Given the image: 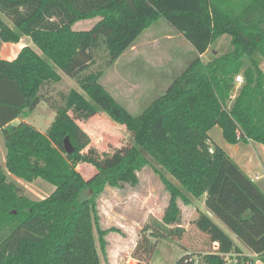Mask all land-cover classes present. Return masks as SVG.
Returning <instances> with one entry per match:
<instances>
[{
  "label": "trees",
  "instance_id": "16d2710c",
  "mask_svg": "<svg viewBox=\"0 0 264 264\" xmlns=\"http://www.w3.org/2000/svg\"><path fill=\"white\" fill-rule=\"evenodd\" d=\"M0 16L10 23L0 17L2 43L16 44L25 36L41 52L25 46L13 61L0 60L5 167L26 183L41 179L54 188L43 200H30L0 166V264H101L100 256L106 261V235L122 232L101 228L98 197L106 187H136L137 173L150 166L146 156L179 186L158 172L169 201L160 220L142 226L132 253L137 264L149 263L155 248L149 237L183 235L178 201L190 206L203 196L204 208L264 264V193L208 137L218 126L228 144L264 145V0H0ZM160 19L184 37L196 57L162 96L131 116L101 91L99 80ZM92 20L88 30L73 29ZM223 36L230 37L231 50L203 61L199 56ZM99 59L101 68L93 71ZM59 73L89 100L75 90L54 100L50 87L60 82ZM240 74L244 82L236 89ZM92 91L100 103L90 98ZM41 102L55 111L45 134L12 123ZM72 109L80 120L101 110L132 127V147L104 167L86 159L82 152L90 138L69 114ZM84 162L96 170L89 181L76 169ZM193 225L217 246L203 256L205 264H232L223 256L243 253L205 214Z\"/></svg>",
  "mask_w": 264,
  "mask_h": 264
},
{
  "label": "rangeland",
  "instance_id": "374dc122",
  "mask_svg": "<svg viewBox=\"0 0 264 264\" xmlns=\"http://www.w3.org/2000/svg\"><path fill=\"white\" fill-rule=\"evenodd\" d=\"M5 23L10 25L4 16H0ZM160 20L155 22L157 24ZM164 21V20H163ZM95 21H82L77 23L74 30H88ZM153 26V25H152ZM161 26V23H159ZM158 31L153 30L152 36L157 35V45L159 48H167L164 44L165 39H159L166 35L163 27ZM175 35V34H174ZM24 37V36H23ZM180 40L181 38H176ZM140 39H136L132 46L137 45ZM178 40L174 43L178 46V53L185 56L187 61L179 62L169 61L170 57L162 60L166 52L150 49L147 54L144 53L141 58L139 49H133L132 46L127 49L109 68L104 69L103 75L99 80L101 91L107 94L110 100L114 101L118 106L128 112L131 116L139 115L153 100L162 96L169 84L179 76L188 64L196 57L195 53H190V49L186 45L181 44ZM230 37L223 36L219 38L209 49L208 54L202 58L207 61L212 56H221L227 54L231 50ZM7 43L0 41V56L6 54ZM174 45V44H173ZM12 46V44L10 45ZM14 46V45H13ZM15 47V46H14ZM173 48V47H172ZM162 53V54H161ZM99 55H102L101 53ZM140 56V57H138ZM208 58V59H207ZM8 59V58H7ZM147 60V62H146ZM102 59L97 60V64L92 68L93 71L101 68ZM171 64V66H170ZM100 66V68H99ZM169 66L171 73L165 76L166 68ZM264 66V63H261ZM162 71L164 73H162ZM59 83L52 85L50 88V96L59 101V94H67L70 90H75L89 100V97L82 93L76 82L64 74H60ZM243 78V76L240 74ZM236 89L238 86L236 85ZM234 91L232 97L235 96ZM90 98L100 103L102 97L98 91H92ZM55 111L49 105L40 103L36 110L30 112L27 117H21L30 123L34 120L40 129L53 120ZM75 122L79 123L81 129L90 138V143L82 155L86 159H92L101 166L113 157H119L126 153L133 145L134 131L132 127L127 128L125 125L119 124L112 119L106 111L97 112L86 120H80L76 110H70L69 113ZM6 150L3 144L2 135L0 133V160L5 162ZM150 166L143 168L137 173L139 183L136 187L128 185L121 189H113L106 187L104 192L98 197L97 205L100 217V226L103 230L110 228L119 229L122 234L108 233L105 237L107 241L106 251L107 260L101 257V264H137V260L132 258V253L141 238L139 236L142 226L149 222L151 218L160 220L164 210L168 205L169 194L165 191L162 182L158 176V172L164 173L165 177L179 186L177 182L170 177L148 156ZM3 172L6 174L8 181L17 184L22 190V194L33 201H40L48 197L53 186L49 183L37 179L32 183H26L13 175L9 174L5 163L1 165ZM85 180H91L96 170L87 163H80L76 167ZM193 206H185L180 200L178 206L181 212L180 226L184 229V233L180 238L177 237H160L157 239L150 238L151 243L155 244V248L149 258L148 264H175L176 261L186 253L189 257L198 261V264H205L203 256L214 252V244H210L208 237L202 234L193 225L194 219L199 215L200 210L203 214L211 219L244 253H248L246 248L235 238V236L212 214H210L203 206V198L195 201ZM246 253V254H247Z\"/></svg>",
  "mask_w": 264,
  "mask_h": 264
},
{
  "label": "crops",
  "instance_id": "0c3cea01",
  "mask_svg": "<svg viewBox=\"0 0 264 264\" xmlns=\"http://www.w3.org/2000/svg\"><path fill=\"white\" fill-rule=\"evenodd\" d=\"M159 23H161V26H159ZM160 27L164 28L163 31H166L168 28L166 35L163 36L162 38H159V39H165L164 44H166L165 46L167 48L162 47V48H164L163 51L157 45V42L159 41V40H157V35H155V36L151 35L152 33H154L153 30L157 29L159 31ZM176 38H181V39L178 40ZM138 39H140L139 43L137 45L132 46L130 51H133V49L137 48V46H138V49H139L138 53H139V55L141 53L140 60H142V61H143L142 55L144 53L147 54V52L150 49H155V51L160 49L159 52L160 51L166 52L165 56H163L162 60H160V61L166 60V58L168 59L170 57L169 61L177 60L179 62L184 63L185 61H187V58H185V56H184V58H183V56L181 57L182 54L178 53V46L174 43L175 40H178L181 44L186 45L187 48L190 49V53H192V52L195 53L193 48L184 39V37L181 34L177 33L165 21H163L161 19L157 24L154 23L153 26L146 29L138 37ZM9 44L11 45L12 43H7L6 45H9ZM10 45L9 46H3V47H6L5 48L6 54L0 56V60L13 61L17 57V55L21 51V49L25 46L32 48L38 55H41L40 50L33 45L32 41L29 37L24 36L19 40L18 43L12 44V46H10ZM207 54H208V52L200 55L199 57L202 59ZM140 56H138V57H140ZM146 62H147V60H146ZM170 66H171V64H170ZM168 67L169 66L164 67V69L166 68V71L167 70L168 71L166 72L165 76L163 74V77H166V76H168V74L171 73L170 72L171 69H169ZM162 73H164V72L162 71ZM59 74H61V73H59ZM50 89H52V88H50ZM41 103H44V102H41ZM44 104H46V103H44ZM37 106H36V108H37ZM36 108L33 111H35ZM54 116H55V113L53 115V119H54ZM52 121L50 123L46 124L43 129H40L34 120L32 121V123H30V122L26 121L25 118L24 119H20V118L16 119L12 123L18 124L20 122H24V123H27V124L33 126L41 134H45L46 131L48 130L50 124L52 123ZM76 123L79 125V123L77 121H76ZM208 137L210 139V142L212 144L218 146L219 148H221L239 166V168L258 186V188L264 193V145H262L260 143L253 142V141H248L246 143L240 142L237 144H228L224 141V139L222 137V131L218 126H214L209 130ZM3 163H5V162L3 159H1L0 160V166ZM202 198H203V202H204V196ZM193 201L194 200H192V203L190 206L194 205ZM203 206H204V204H203ZM200 212L202 213L201 210H200ZM257 264H261L260 261Z\"/></svg>",
  "mask_w": 264,
  "mask_h": 264
},
{
  "label": "built area",
  "instance_id": "2783aa9c",
  "mask_svg": "<svg viewBox=\"0 0 264 264\" xmlns=\"http://www.w3.org/2000/svg\"><path fill=\"white\" fill-rule=\"evenodd\" d=\"M235 84L237 86H240L241 84H243L244 80L241 76H237L234 78ZM233 98V97H232ZM212 150H210L211 152ZM217 246L216 244H214V252L216 250ZM212 252V253H214ZM184 256H186L187 258L184 260L183 264H198L199 262L194 260L193 258L189 257V255L186 253ZM225 259H228V261L232 264H257L259 262L257 255L252 254L250 252L246 253H241L238 255H224L223 256Z\"/></svg>",
  "mask_w": 264,
  "mask_h": 264
},
{
  "label": "water",
  "instance_id": "95a60500",
  "mask_svg": "<svg viewBox=\"0 0 264 264\" xmlns=\"http://www.w3.org/2000/svg\"><path fill=\"white\" fill-rule=\"evenodd\" d=\"M63 146H64V150H65L66 154H70V153H72V151H73V147H72V145L70 144V142L68 141L67 138L64 140V144H63ZM179 217H180V216H178V218H179Z\"/></svg>",
  "mask_w": 264,
  "mask_h": 264
}]
</instances>
